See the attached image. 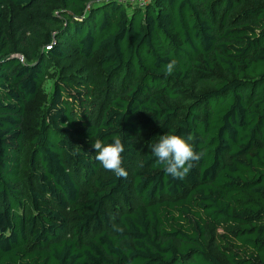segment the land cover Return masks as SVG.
Masks as SVG:
<instances>
[{
    "label": "trees",
    "instance_id": "1",
    "mask_svg": "<svg viewBox=\"0 0 264 264\" xmlns=\"http://www.w3.org/2000/svg\"><path fill=\"white\" fill-rule=\"evenodd\" d=\"M42 1L0 0V264H264V0H56L46 54L19 56L4 8ZM63 46L104 81L53 79ZM166 134L203 153L183 180L152 155ZM115 136L126 178L95 159Z\"/></svg>",
    "mask_w": 264,
    "mask_h": 264
},
{
    "label": "rangeland",
    "instance_id": "2",
    "mask_svg": "<svg viewBox=\"0 0 264 264\" xmlns=\"http://www.w3.org/2000/svg\"><path fill=\"white\" fill-rule=\"evenodd\" d=\"M56 6V0H43L42 2L32 4L27 8H16L11 5L5 6L4 19L7 25L8 36L10 37L14 50L19 56H25L27 50H29V52L36 51L40 54H46L45 50L48 43L46 44L44 37L45 34L41 31L45 28L44 22L49 14H52L53 16L58 15ZM26 26L31 27L35 34L33 37L29 38V40L24 38V29ZM63 48H65L64 50H66L68 55L65 59L57 61L51 59L53 65H50L52 69L49 73L53 79L57 76H78V78L81 76L98 84L104 81V77L96 65L80 61L75 56L71 46H63ZM51 76L45 79L42 84V86L44 85L43 89H41L37 97L31 103L26 105L23 127L28 139L39 127L40 119L45 108V102L51 92V83H53ZM142 144H144V140L142 141ZM140 159L141 157L139 156L135 163H138ZM84 183V178H81L80 184L83 185ZM136 204V199H133L132 205L136 206ZM121 207L122 206H120L119 210L124 211Z\"/></svg>",
    "mask_w": 264,
    "mask_h": 264
},
{
    "label": "clouds",
    "instance_id": "3",
    "mask_svg": "<svg viewBox=\"0 0 264 264\" xmlns=\"http://www.w3.org/2000/svg\"><path fill=\"white\" fill-rule=\"evenodd\" d=\"M177 67V61L171 60L164 66L166 76H171ZM191 137H189V140ZM92 147L95 149V159L101 166L113 172L118 178H126L128 173L122 167L124 144L119 136L113 137V142L104 144L97 139ZM152 155L157 164L163 166L165 173L176 180H183L191 171L194 162L201 160L203 153H197L193 146L179 135L166 134L152 146Z\"/></svg>",
    "mask_w": 264,
    "mask_h": 264
},
{
    "label": "built area",
    "instance_id": "4",
    "mask_svg": "<svg viewBox=\"0 0 264 264\" xmlns=\"http://www.w3.org/2000/svg\"><path fill=\"white\" fill-rule=\"evenodd\" d=\"M109 1H117L119 3L129 4L142 9H144L150 3V0H95L94 4H101ZM19 60L23 62L22 57H19Z\"/></svg>",
    "mask_w": 264,
    "mask_h": 264
}]
</instances>
